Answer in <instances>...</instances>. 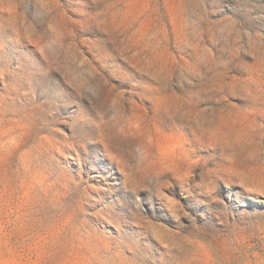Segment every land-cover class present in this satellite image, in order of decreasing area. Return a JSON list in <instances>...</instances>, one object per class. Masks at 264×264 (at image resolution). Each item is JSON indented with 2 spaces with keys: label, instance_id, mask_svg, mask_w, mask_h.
Here are the masks:
<instances>
[{
  "label": "rangeland",
  "instance_id": "rangeland-1",
  "mask_svg": "<svg viewBox=\"0 0 264 264\" xmlns=\"http://www.w3.org/2000/svg\"><path fill=\"white\" fill-rule=\"evenodd\" d=\"M0 264H264V0H0Z\"/></svg>",
  "mask_w": 264,
  "mask_h": 264
},
{
  "label": "bare ground",
  "instance_id": "bare-ground-1",
  "mask_svg": "<svg viewBox=\"0 0 264 264\" xmlns=\"http://www.w3.org/2000/svg\"><path fill=\"white\" fill-rule=\"evenodd\" d=\"M167 84H168V82H167ZM166 84V85H167ZM165 86V85H164ZM169 86V85H168ZM173 86V85H172ZM166 88V87H165ZM167 88H169V87H167ZM164 89V88H163ZM171 89V88H170ZM165 90V89H164ZM176 90V89H175ZM160 92H162V91H160ZM165 92V91H164ZM166 92H167V90H166ZM176 93V92H175ZM175 93H170V94H168V96L166 97V100L164 101V104L168 107V108H171V109H173L174 110V106H176L177 108L179 107H183V106H188V107H193V106H189V102L188 101H185V100H183V99H179V96H178V98L177 97H175ZM161 95V94H160ZM185 96V95H184ZM157 97V96H156ZM160 97V96H159ZM155 98V97H154ZM162 98V97H161ZM180 98H182L181 96H180ZM188 98V97H187ZM163 101V100H162ZM161 101V102H162ZM189 101H191L190 99H189ZM192 102H194L193 100H192ZM194 104H195V102H194ZM193 104V105H194ZM156 107H158L157 105H155ZM164 107V106H163ZM152 108V107H151ZM160 109V108H159ZM166 109V108H165ZM186 109H188V108H186ZM148 110H149V108H148ZM151 110V109H150ZM156 110V109H155ZM158 110V109H157ZM175 110H177V109H175ZM189 110V109H188ZM164 111V110H163ZM180 111V110H179ZM184 111V110H183ZM192 111H194V110H192ZM151 112V111H150ZM160 112V111H159ZM165 112V111H164ZM172 112V111H171ZM196 112V111H195ZM169 113V112H168ZM174 113V112H173ZM180 113V112H179ZM157 114V113H156ZM187 114V113H186ZM188 114H189V112H188ZM152 115V114H151ZM154 116H155V113L153 114ZM162 115V114H161ZM164 115V114H163ZM173 115V114H172ZM192 115V114H191ZM154 116H153V118H154ZM158 116V115H157ZM165 116V115H164ZM152 117V116H151ZM162 117V116H161ZM173 117V116H172ZM177 117H178V115H177ZM184 117V116H183ZM187 117V116H186ZM193 117V116H192ZM155 119V118H154ZM158 119V118H157ZM170 119H172V118H170ZM184 119V118H183ZM193 119V118H192ZM156 120V119H155ZM160 120H163L162 118L160 119ZM166 120V119H165ZM152 121V120H151ZM157 121V120H156ZM156 121H154V122H156ZM160 122V121H159ZM158 122V123H159ZM153 123V122H152ZM162 124V123H161ZM163 124H165V123H163ZM169 124V123H168ZM173 124V123H172ZM214 124V123H213ZM156 126V125H155ZM180 126V125H179ZM158 128H159V126H158ZM188 129V128H187ZM162 130V129H161ZM182 132V131H181ZM178 146V145H177ZM240 147V146H239ZM183 148V147H182ZM176 151V150H175ZM183 152H184V150H183ZM185 153V152H184ZM244 162V161H243ZM186 165V164H185ZM248 166H249V164H248ZM148 169V168H147ZM146 170V169H145ZM249 171V170H248ZM140 172V171H139ZM245 172V171H244ZM148 174V173H147ZM257 191V190H256ZM260 200V199H259Z\"/></svg>",
  "mask_w": 264,
  "mask_h": 264
}]
</instances>
